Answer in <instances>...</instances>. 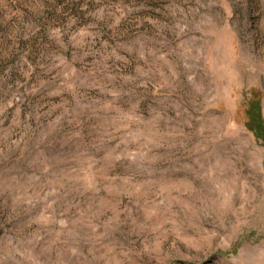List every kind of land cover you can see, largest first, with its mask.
<instances>
[{"label":"rangeland","instance_id":"1","mask_svg":"<svg viewBox=\"0 0 264 264\" xmlns=\"http://www.w3.org/2000/svg\"><path fill=\"white\" fill-rule=\"evenodd\" d=\"M264 0H0V264H264Z\"/></svg>","mask_w":264,"mask_h":264},{"label":"trees","instance_id":"2","mask_svg":"<svg viewBox=\"0 0 264 264\" xmlns=\"http://www.w3.org/2000/svg\"><path fill=\"white\" fill-rule=\"evenodd\" d=\"M248 127L259 138L264 141V119L262 115V107L259 100L251 102L247 111Z\"/></svg>","mask_w":264,"mask_h":264}]
</instances>
